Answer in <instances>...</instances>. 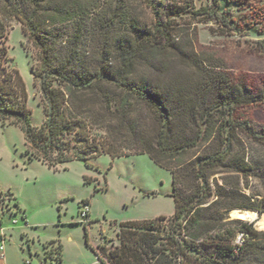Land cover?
I'll use <instances>...</instances> for the list:
<instances>
[{
    "label": "trees",
    "instance_id": "16d2710c",
    "mask_svg": "<svg viewBox=\"0 0 264 264\" xmlns=\"http://www.w3.org/2000/svg\"><path fill=\"white\" fill-rule=\"evenodd\" d=\"M183 13L175 3L161 11L151 0H0V40L16 20L38 51L46 118L35 127L24 82L0 47V123L23 130L28 159L53 170L72 161L97 169L89 160L102 154H146L170 174L174 214L118 224L117 243L99 246L101 264H264V231L240 219L227 223L235 226L229 232L222 229L226 211L261 215L262 201L237 185L216 184L214 191L211 182L216 174L253 170L238 136L249 132L264 145V135L236 112L264 103V90L220 78L193 50L179 47L173 19ZM176 61L197 69V78L170 75ZM129 100L151 109L152 126L130 117ZM192 151L203 156L186 161ZM11 200L18 207L0 189V208ZM237 234L242 245L232 244ZM56 250L53 259L62 263L61 246Z\"/></svg>",
    "mask_w": 264,
    "mask_h": 264
},
{
    "label": "rangeland",
    "instance_id": "374dc122",
    "mask_svg": "<svg viewBox=\"0 0 264 264\" xmlns=\"http://www.w3.org/2000/svg\"><path fill=\"white\" fill-rule=\"evenodd\" d=\"M151 1L161 11L168 3H175L184 12L173 19L175 40L184 51L193 50L199 62L212 68L209 72L232 84H245L253 92L264 90V0H241V6L228 0ZM2 46L24 82L30 124L39 127L46 116L40 79L36 77L38 51L16 20L9 22L6 36L0 40ZM170 70V75L176 73L183 79L197 78V69L185 62L176 61ZM128 104L130 117L153 125L149 107L133 100ZM236 117L264 135V103L241 108ZM93 134L98 135L96 139L104 135ZM238 137L253 170L243 175L216 174L211 179L212 188L216 191L217 184L228 190L237 185L256 204L262 201L264 205V145L246 131ZM67 140L82 149L76 137ZM26 148L25 134L19 126L0 123V189L11 192L18 204L16 207L11 200L0 208V228L5 233L0 264H101L99 246L111 248L117 243L118 224L174 214L170 174L146 154L115 158L102 154L89 160L97 169L72 161L53 170L29 160L24 154ZM202 156L200 151H192L185 160L196 162ZM185 185H191L188 178ZM84 204L86 217L81 214ZM253 213L252 221H244L262 231L261 217ZM224 218L222 229L229 232L235 226L227 223L235 218L229 211ZM232 244L242 245L239 234ZM58 245L62 263L53 259Z\"/></svg>",
    "mask_w": 264,
    "mask_h": 264
},
{
    "label": "bare ground",
    "instance_id": "6f19581e",
    "mask_svg": "<svg viewBox=\"0 0 264 264\" xmlns=\"http://www.w3.org/2000/svg\"><path fill=\"white\" fill-rule=\"evenodd\" d=\"M230 216L235 219L251 220L254 218L255 214L253 212L245 211L239 212L236 210L231 211Z\"/></svg>",
    "mask_w": 264,
    "mask_h": 264
},
{
    "label": "built area",
    "instance_id": "2783aa9c",
    "mask_svg": "<svg viewBox=\"0 0 264 264\" xmlns=\"http://www.w3.org/2000/svg\"><path fill=\"white\" fill-rule=\"evenodd\" d=\"M85 209L81 212L82 216L86 217L87 216V210H86V205L84 204ZM4 241H5V233L4 231L0 228V257L4 258L3 254V247H4ZM25 264H30L28 261Z\"/></svg>",
    "mask_w": 264,
    "mask_h": 264
},
{
    "label": "water",
    "instance_id": "95a60500",
    "mask_svg": "<svg viewBox=\"0 0 264 264\" xmlns=\"http://www.w3.org/2000/svg\"><path fill=\"white\" fill-rule=\"evenodd\" d=\"M237 211H239V212H243L242 210H237ZM256 214L257 215H259L257 212H256ZM260 217H261V221L259 222L260 224V229L262 230V231H264V214H261L260 215ZM240 220H243V219H240ZM256 228V227H255ZM257 230V229H256ZM259 231V230H258Z\"/></svg>",
    "mask_w": 264,
    "mask_h": 264
}]
</instances>
